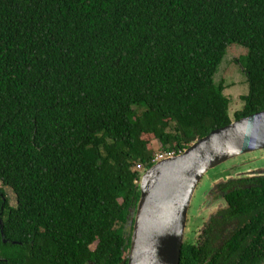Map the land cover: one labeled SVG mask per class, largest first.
Masks as SVG:
<instances>
[{
  "label": "trees",
  "instance_id": "16d2710c",
  "mask_svg": "<svg viewBox=\"0 0 264 264\" xmlns=\"http://www.w3.org/2000/svg\"><path fill=\"white\" fill-rule=\"evenodd\" d=\"M231 44L238 120L264 110V0H0V264H127L151 140L231 122Z\"/></svg>",
  "mask_w": 264,
  "mask_h": 264
},
{
  "label": "water",
  "instance_id": "95a60500",
  "mask_svg": "<svg viewBox=\"0 0 264 264\" xmlns=\"http://www.w3.org/2000/svg\"><path fill=\"white\" fill-rule=\"evenodd\" d=\"M262 149L264 110L212 130L180 154L141 170L127 264H179L187 213L204 175ZM0 231L5 243L2 226Z\"/></svg>",
  "mask_w": 264,
  "mask_h": 264
},
{
  "label": "flooded vegetation",
  "instance_id": "af4514ba",
  "mask_svg": "<svg viewBox=\"0 0 264 264\" xmlns=\"http://www.w3.org/2000/svg\"><path fill=\"white\" fill-rule=\"evenodd\" d=\"M188 213L179 264H264V169L209 181L198 214Z\"/></svg>",
  "mask_w": 264,
  "mask_h": 264
},
{
  "label": "rangeland",
  "instance_id": "374dc122",
  "mask_svg": "<svg viewBox=\"0 0 264 264\" xmlns=\"http://www.w3.org/2000/svg\"><path fill=\"white\" fill-rule=\"evenodd\" d=\"M244 55H246L245 49L235 44L229 45L225 57L215 75V82L222 83L225 87L223 93L229 99L228 113L231 121H234V113L240 111L244 106L240 97L246 95L248 92L246 78L238 63V59H241ZM151 146L157 154L160 153V146L156 141L151 140ZM263 169L264 149L234 158L208 171L194 192L188 216L198 214L199 207H201L202 202L204 201V193L208 189L209 181L225 180L232 174L236 175L240 173L259 172ZM2 188L9 201V205L15 206L16 200L12 191L7 187ZM93 248L94 246L91 247V249Z\"/></svg>",
  "mask_w": 264,
  "mask_h": 264
},
{
  "label": "built area",
  "instance_id": "2783aa9c",
  "mask_svg": "<svg viewBox=\"0 0 264 264\" xmlns=\"http://www.w3.org/2000/svg\"><path fill=\"white\" fill-rule=\"evenodd\" d=\"M173 156H175V153L173 152H160L156 154L154 162L165 159V158L173 157ZM137 169L140 170V166H137Z\"/></svg>",
  "mask_w": 264,
  "mask_h": 264
}]
</instances>
